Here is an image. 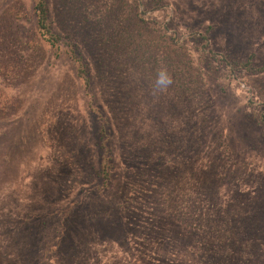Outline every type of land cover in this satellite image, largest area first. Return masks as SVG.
Returning <instances> with one entry per match:
<instances>
[{
  "label": "rangeland",
  "instance_id": "rangeland-1",
  "mask_svg": "<svg viewBox=\"0 0 264 264\" xmlns=\"http://www.w3.org/2000/svg\"><path fill=\"white\" fill-rule=\"evenodd\" d=\"M137 2L49 0L93 52L114 158L102 189L73 71L30 0H0V264H264V70L230 66L264 64V0Z\"/></svg>",
  "mask_w": 264,
  "mask_h": 264
},
{
  "label": "trees",
  "instance_id": "trees-1",
  "mask_svg": "<svg viewBox=\"0 0 264 264\" xmlns=\"http://www.w3.org/2000/svg\"><path fill=\"white\" fill-rule=\"evenodd\" d=\"M32 5V14L35 22V32L38 38L43 42L45 47L48 51L59 60H63L67 62L68 66L73 71V77L77 86L83 92L86 102L85 107L87 111L94 117L98 124V141L97 146L100 155L99 161V178L101 180L100 187L105 189L108 187L111 179L113 178L112 170L114 168V158L109 147V133H110V121L105 115L102 107L98 105L91 96V88H92V78H91V70L89 59L93 52H89L84 50L81 46V43L78 41L73 40V35L78 36L77 33L74 31L73 23L66 18H60L59 21H53L51 18L50 13V5L49 0H30ZM137 2V0H135ZM138 6L134 10V20L138 21V23H143V11H140V3H136ZM172 10H167L168 14ZM55 23V24H54ZM59 24V25H58ZM144 25V23H143ZM129 23L127 24V27ZM168 26V23L166 24ZM126 27V28H127ZM139 27V26H138ZM168 28V27H167ZM76 34H75V33ZM71 35V36H70ZM129 37L133 36V32L128 35ZM101 35H94L92 40H90V44L92 45H100L101 42ZM188 40H192L194 42L202 41L204 46L207 45L208 40L204 38L202 33H193ZM171 42L173 45L180 47L182 46V42L184 40L178 39L176 33L173 32L171 36ZM89 48V47H88ZM90 49V48H89ZM97 62L103 61V55L105 51L100 48H97ZM210 55L215 56L213 53ZM95 60V57L93 55ZM223 62L227 64L230 62L228 59L223 57ZM0 62V74H2L5 66L1 65ZM230 64V63H229ZM237 65V66H236ZM230 66L232 69L241 70L243 68L246 69H253L255 71L261 72L264 70V64L261 67H253L250 60L247 62H240L237 64L231 63ZM234 66V67H233ZM7 68V67H6ZM103 67L97 66L94 68L93 72L98 78H103ZM110 102L113 104L112 96L109 98ZM114 106V105H113ZM114 108L117 110L116 112H120V108ZM261 121H264L263 119ZM206 183V182H205ZM205 187V186H203ZM206 198V197H205ZM64 237V236H63ZM62 238V235L61 237Z\"/></svg>",
  "mask_w": 264,
  "mask_h": 264
},
{
  "label": "clouds",
  "instance_id": "clouds-1",
  "mask_svg": "<svg viewBox=\"0 0 264 264\" xmlns=\"http://www.w3.org/2000/svg\"><path fill=\"white\" fill-rule=\"evenodd\" d=\"M157 83L161 85H169L172 83L171 77L167 74L166 71L162 70L158 73Z\"/></svg>",
  "mask_w": 264,
  "mask_h": 264
},
{
  "label": "crops",
  "instance_id": "crops-1",
  "mask_svg": "<svg viewBox=\"0 0 264 264\" xmlns=\"http://www.w3.org/2000/svg\"><path fill=\"white\" fill-rule=\"evenodd\" d=\"M260 12H262V13H264V8L260 11ZM263 18V17H262ZM262 22H264V18H263V21ZM263 30H264V28H262ZM264 36V35H263ZM264 38V37H263Z\"/></svg>",
  "mask_w": 264,
  "mask_h": 264
}]
</instances>
